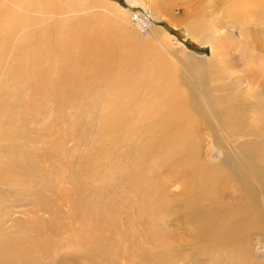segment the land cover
Returning <instances> with one entry per match:
<instances>
[{"label": "rangeland", "instance_id": "1", "mask_svg": "<svg viewBox=\"0 0 264 264\" xmlns=\"http://www.w3.org/2000/svg\"><path fill=\"white\" fill-rule=\"evenodd\" d=\"M6 1L0 0V15L18 0ZM147 2L55 0L59 11L25 12L9 45L0 48V254L14 255L15 264H162V252L176 246L185 251L189 241L185 197L208 208L214 185L228 193L227 201L242 193L264 215V115L246 108L234 126L229 111L236 102L227 93L221 96L224 107H214L211 96L203 112L195 111L192 89L182 83L189 75L186 61L197 58L207 70H220L228 91L234 89L243 102L264 103V0H161L157 10ZM235 6L251 16L227 17ZM68 20L78 35L60 38L59 24ZM148 23L161 32L160 42L144 27ZM199 24L209 31L194 33L191 25ZM40 39L78 44L63 54L61 69L52 51L36 46ZM213 45L218 52L211 60ZM157 59L171 78L160 82L155 77L165 72L155 75L147 89L150 63ZM59 81V89L53 88ZM166 82L175 84L191 113L192 137L180 135L167 112L148 108ZM135 93L143 105L120 129L110 107L118 114ZM205 166L219 169L208 192L192 188ZM257 167L258 177L246 172ZM163 188L166 203L173 197L176 203L161 211ZM250 240L264 250V236L253 232ZM256 259L264 262V254Z\"/></svg>", "mask_w": 264, "mask_h": 264}, {"label": "bare ground", "instance_id": "2", "mask_svg": "<svg viewBox=\"0 0 264 264\" xmlns=\"http://www.w3.org/2000/svg\"><path fill=\"white\" fill-rule=\"evenodd\" d=\"M128 1L130 2L131 0ZM139 1L144 4L145 1L150 2V4H153L156 10L158 4L161 2V0H139ZM10 7L11 6L5 5L3 7L2 15H0V48L1 47L4 48L5 47L4 45H9V42L15 33L16 25L18 24L19 21H23L25 19V17L22 16L25 15L24 14L25 12L29 11V13H31V11H33L40 15H45L47 13H55L59 11V6L56 5L55 0H18L16 3L13 4L12 8ZM121 9L123 8L120 7V10ZM147 9L150 11L149 13L153 15L151 10L152 8L151 6H149V4ZM226 13H227L226 16L229 18L230 17L234 18L235 15L233 14L237 13V18H238L237 20L239 21H241L242 19L245 20L247 17L251 16L250 13L249 15L247 13H242V11L238 12L236 6L232 11ZM223 17H225V12H223ZM136 20H137V26L142 28L144 22L143 17L142 18L136 17ZM43 23L47 24V21L45 20L42 22V24ZM73 23L74 22L71 20L61 22L59 24L58 36L60 38L62 37L73 38L77 36L78 27L76 25H73ZM145 25L146 26L144 27H146V29H151L152 33L154 34V39L159 41V38L156 35H158L161 32L150 23H148V25L147 24ZM208 25H212V23H209ZM66 28L68 31L67 35L65 32ZM190 28L191 30H193L194 33H197L198 31L199 32L201 31L203 33V30L209 31L207 25H202V24L191 25ZM43 29L44 27L41 28V31ZM47 30L48 29H45L44 32H47ZM194 33L193 35H195ZM199 36L197 35V38ZM200 37L199 39L203 41V39ZM73 43L78 44V41L70 40L69 43L65 45V42L55 43L52 40L40 39L39 42L36 44V46L42 45L44 48L52 51L56 58L57 67L62 69L61 58L63 57L64 53L72 52V50H70L71 49L70 46ZM209 43L212 42L210 41ZM216 47L217 46L214 45L211 47V53H212L211 60L216 58L215 55L218 52L217 51L218 48ZM144 52L145 49H143V53ZM45 57H46V52H43L42 55L40 56V59H44ZM189 61L190 60L186 61L185 64V67L188 68L189 71L187 82L184 81L182 83L188 85L192 89V93L194 97L192 98L191 103L195 111L199 109L201 112H203L204 111L203 108L206 106L205 104L207 103V101L210 99L211 96L215 97L214 107H218V106L224 107V101H223L224 97L222 98L221 96L224 93H227V99L233 101L234 98L236 102V104L234 102L231 104V106L236 105V107L230 108L229 111V118L234 126L239 124L242 120H244V114L246 112V108L253 110V113L257 114V116L258 115L260 116L262 114L264 115V113H261L264 111L263 102L258 101L255 104L254 101L253 102L250 101L252 102V104H254V106H251L250 104H246L245 102H243L241 98L242 96L240 97L237 94L238 92L234 91V89H232L233 91L232 90L228 91V89L231 88H229L228 85L224 82V78H220V74H219L220 70L219 73L218 71L215 72V71L207 70V67H205V63L199 62L197 58H195V60H192L190 62ZM221 63L222 62H220V64ZM260 64L262 65L264 64V58L262 59L260 58ZM252 67L253 66H251L250 68ZM149 69L152 75L151 76L147 75L149 79H146L145 80L146 82H144L146 84L147 89L150 79H153L152 77L153 76L155 77V75L159 76L162 75L163 72H165L164 76L160 78L155 77L160 82H162L166 78H171L169 72L167 71L168 67L164 66V62L162 59L152 60ZM228 71L230 74L229 69ZM262 71L264 72V70ZM255 73L254 75L256 77L258 74ZM228 77L229 76H227V78ZM254 78L252 77V79ZM249 79L251 80V77H249ZM171 81L173 83L172 79H170L168 82ZM168 82L163 83L159 86L157 93L154 94V97L152 98L153 100H155V103L153 106L148 104V108L151 107L150 109L157 111L158 114H160V112H167L168 113V116L166 117L168 118L167 122L173 124V126L176 127L179 132H181L180 135H182L183 137L185 138L192 137L191 135L192 120L190 118L191 113L183 105V103L179 101L180 99L176 92L177 89L171 87L173 85L175 86V84L169 86ZM61 85L62 83L61 81H59L53 83L52 86L55 89H59ZM235 85L233 81V86ZM132 91H133L132 89L131 91L128 90V92L130 93H132ZM254 93L255 91L252 94ZM198 97H200V101H198ZM259 97L261 98V96ZM137 100H138V95L135 93L133 99L130 100L134 102L126 101V103H122L124 104L126 109L120 107L121 109L119 110L121 112H118V114L116 115H115L116 109L114 108L115 109L114 110L112 106L110 107V110L112 111H109V113H111V115L117 118L114 120L118 121V125L120 129L128 126L130 119L133 118L132 115L137 114L136 112H139L138 109L140 108L141 105H143V103L138 102ZM149 112L150 111H148L147 109L144 113H140L139 117L144 118L142 117V114H145L147 116ZM211 115L215 116V113H212ZM113 125L115 126L116 129L117 124H113ZM190 144H191L190 142L187 143L188 146H190ZM261 160L264 162V158ZM257 170L258 167L253 169H246V172L250 176L258 177L259 174ZM218 174H219V169H217L216 167L205 166L201 171H198L196 179L193 180L192 188L198 185L201 186L206 192H208L207 184L209 183L210 179L212 180L216 178L218 179ZM189 185H190L189 182L186 181V183L183 185V188L187 189ZM210 194L212 195V204L208 206V208H203L202 206H200V204L197 201H190V199L192 198L189 196L185 197L184 208L185 211L188 213L184 218V225L188 229L186 231L187 236L185 241L186 240L189 241L186 243L184 242L185 251L182 250L183 249L181 248L182 246L181 247L176 246L177 248L175 249L169 248L168 252L166 251L162 252L161 263L177 264V261L180 262L187 261V264H192V262L195 260H197L198 263L204 260H208L210 261L209 264H220V263L225 264V262H230L233 264H264V262H260L256 259V254L259 253L264 254V250L255 249L250 240L253 232L254 235L264 236V215L262 213V210L259 207H256L252 201L247 200L245 195H243L242 193L235 192L236 200L233 197L232 199H234L233 200L234 202H232V199L230 197L231 201H227L229 200V196H226L228 193L219 192L218 188H216V185H214L210 189ZM167 196H168L167 190L165 188L161 189L160 197L158 200V204L160 205L161 211L164 208V204L172 205L176 203V199H175L176 197L171 198L172 200V202H170L171 204L166 203ZM230 202H232L233 204H231ZM161 211L160 213H162ZM176 212H179V210H176ZM13 258L14 255L8 256L7 254H0V264H15Z\"/></svg>", "mask_w": 264, "mask_h": 264}, {"label": "built area", "instance_id": "3", "mask_svg": "<svg viewBox=\"0 0 264 264\" xmlns=\"http://www.w3.org/2000/svg\"><path fill=\"white\" fill-rule=\"evenodd\" d=\"M138 15H139L140 18L144 17L142 13H140ZM134 19H135V17H134ZM143 20H145V19H143Z\"/></svg>", "mask_w": 264, "mask_h": 264}]
</instances>
